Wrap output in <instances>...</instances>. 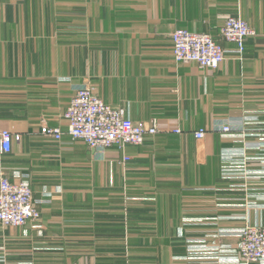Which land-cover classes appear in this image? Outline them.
I'll use <instances>...</instances> for the list:
<instances>
[{
    "label": "crops",
    "instance_id": "crops-1",
    "mask_svg": "<svg viewBox=\"0 0 264 264\" xmlns=\"http://www.w3.org/2000/svg\"><path fill=\"white\" fill-rule=\"evenodd\" d=\"M229 16L256 31L242 55L220 37ZM175 28L211 34L225 60L176 62ZM85 84L159 131L125 152L72 140ZM3 129L21 140L0 170L30 178L41 216L0 224V264H237L238 230L264 224V0H0Z\"/></svg>",
    "mask_w": 264,
    "mask_h": 264
},
{
    "label": "built area",
    "instance_id": "built-area-1",
    "mask_svg": "<svg viewBox=\"0 0 264 264\" xmlns=\"http://www.w3.org/2000/svg\"><path fill=\"white\" fill-rule=\"evenodd\" d=\"M256 35L255 29L240 16L226 18L221 30L222 40L234 43L236 52L242 55L246 40ZM172 51L176 62L197 63L200 67L218 68L226 58V49L211 34L175 28L171 33ZM64 118L67 121V134L72 140H80L90 148L104 152L116 147L125 152L127 145H141L147 136L157 134L158 120L149 123L134 122L122 108L113 107L85 84L72 97ZM240 121L225 120L219 126L224 134L239 128ZM179 133L181 130H174ZM41 132L60 141L65 134L58 126L44 124ZM206 130L194 132L197 139L205 137ZM21 134L9 129L0 131L1 151L8 153L15 142H20ZM129 159L124 156V160ZM41 212L34 198L30 178L19 175L11 180L0 170V224L3 226H26L38 222ZM240 240L234 252L237 264H264V224L246 225L236 233Z\"/></svg>",
    "mask_w": 264,
    "mask_h": 264
}]
</instances>
